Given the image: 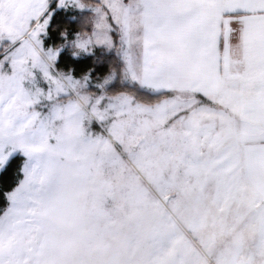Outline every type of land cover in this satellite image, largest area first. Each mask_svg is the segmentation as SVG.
Wrapping results in <instances>:
<instances>
[{
    "label": "snow or ice",
    "instance_id": "snow-or-ice-1",
    "mask_svg": "<svg viewBox=\"0 0 264 264\" xmlns=\"http://www.w3.org/2000/svg\"><path fill=\"white\" fill-rule=\"evenodd\" d=\"M61 8L87 15L53 45ZM66 44L119 63L74 76ZM15 149L0 264H48L34 240L73 180L130 226L129 264H264V0H0V165Z\"/></svg>",
    "mask_w": 264,
    "mask_h": 264
},
{
    "label": "rangeland",
    "instance_id": "rangeland-1",
    "mask_svg": "<svg viewBox=\"0 0 264 264\" xmlns=\"http://www.w3.org/2000/svg\"><path fill=\"white\" fill-rule=\"evenodd\" d=\"M82 54L85 53L78 55ZM15 154L24 158L22 171L27 158L20 149L8 154L0 171ZM104 207L109 211L97 207L90 186H82L75 180L70 182L65 203L51 215L45 234L37 238L38 242L34 240L41 258L48 264H129L141 257L144 250L130 226L120 216L109 215L113 202L107 201ZM202 231L206 236H215L216 250L222 249L231 239L222 235L211 219L202 226Z\"/></svg>",
    "mask_w": 264,
    "mask_h": 264
},
{
    "label": "trees",
    "instance_id": "trees-1",
    "mask_svg": "<svg viewBox=\"0 0 264 264\" xmlns=\"http://www.w3.org/2000/svg\"><path fill=\"white\" fill-rule=\"evenodd\" d=\"M56 20L52 22V29L49 33V41L55 45L62 42L59 36V31L67 28L68 32L75 31L86 12H81L75 9H57L54 13ZM119 63V59L114 50H105L101 47H96L91 53L72 56V49L69 45H65L61 49L58 57V67L63 71L71 69L74 76L88 74L93 80H101L109 74L112 67ZM122 87L118 79L107 87L109 91H116ZM23 156L15 154L11 156L2 170L0 171V207L7 203L5 193L13 189L18 181L22 178L21 166Z\"/></svg>",
    "mask_w": 264,
    "mask_h": 264
}]
</instances>
